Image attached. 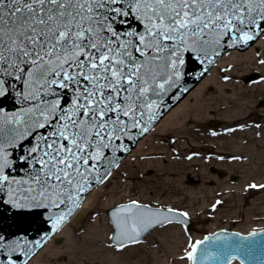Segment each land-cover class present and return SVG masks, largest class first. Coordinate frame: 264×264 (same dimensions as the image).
<instances>
[{
    "label": "snow or ice",
    "instance_id": "obj_1",
    "mask_svg": "<svg viewBox=\"0 0 264 264\" xmlns=\"http://www.w3.org/2000/svg\"><path fill=\"white\" fill-rule=\"evenodd\" d=\"M257 40H264V0H0V194L17 209L51 210L50 234L35 247L62 230L94 186L109 182L118 153L150 132L157 98L177 86L187 53L210 65L225 48ZM9 99L18 110L3 107ZM18 167L23 176L13 175ZM187 217L121 204L109 219V247L122 252ZM228 239L189 242L182 259L231 264L240 250L252 251L242 243L248 237ZM213 241H221L214 250ZM17 247L0 235V264H18Z\"/></svg>",
    "mask_w": 264,
    "mask_h": 264
},
{
    "label": "bare ground",
    "instance_id": "obj_2",
    "mask_svg": "<svg viewBox=\"0 0 264 264\" xmlns=\"http://www.w3.org/2000/svg\"><path fill=\"white\" fill-rule=\"evenodd\" d=\"M257 51L260 53L259 58H264V40H258L254 45L244 51L231 50L225 53L210 74L203 78L184 99L160 120L151 134L138 142L136 149L127 157L124 163L135 155H141L142 152H144L143 148L147 140L151 139L156 133H166L172 128H174L173 133H176V136L173 137L172 140V142H177L176 147L168 152H163L164 154L161 153V156H158L159 160L157 162H147L144 167L140 168L142 173L139 170H135L132 173L127 172V174L131 175V177L138 174L137 176L143 181H147L148 179L146 178L150 174H153L156 178L154 183H158L160 178L166 175H173L175 177L181 174L194 175L195 182H202L199 193L203 194L206 192L209 185H215V187H217L212 189L210 196H208V194L205 196L212 200L209 205V210H212V205H214L217 200H220L221 203L217 205V207L225 206L234 211V217L240 216L243 207V204L240 202L242 201L241 198H245V194L240 192V195L236 196L232 193L234 190H227V187H224V191H222L221 184L217 185L218 181H216L212 175L217 170L218 161L216 159H211V156L213 155L218 160L227 163L231 162V166H236L239 169L249 168L250 166L252 170L251 173L254 174L258 172L257 170L259 169L256 167L260 164H264V160H262L264 159V79H262L264 78V65L256 63L258 59L256 56ZM221 69L222 72H225L224 75H222V82H220L221 78L219 75ZM247 73H257L260 75V79L248 87L242 84H235L234 77L238 75H248ZM225 76L230 77V79H223ZM212 86H215L220 92V97L216 99L218 100L217 102L208 105L203 104V100L206 101V99H203L206 96L205 90L209 87L212 89ZM207 100L212 101V98ZM194 105H196V107H194ZM213 112H218L219 115L222 114L224 119L227 120L228 126L230 130L233 131V134H231L229 140L223 143L219 142L212 149H205L204 147L206 146L201 147L200 149L207 150V155L202 157L201 160L188 159L189 156L197 154L199 149H191L189 152L186 150L190 148L189 140L186 142L187 137L183 136L184 134H190L186 127L187 118H189L190 121H198V119L202 117L201 115H208ZM258 120H260V124L262 125L260 127H255ZM250 137L254 138V143H249L248 138ZM190 141L192 144L193 141ZM236 157H239V159H235ZM176 158L177 160L175 161L174 159ZM223 164L224 163L218 165L223 166ZM240 173H242V179L248 176V172L246 171H241ZM113 175L114 174H112V177ZM145 176L146 178H144ZM131 177L129 178L131 179ZM245 180L247 181V179ZM107 183L109 182H106L86 196L85 203L68 224L62 228V230L43 247L28 264H37L41 255L48 253L52 256V254L54 255L60 252V248L62 247L65 248V252L69 255L71 264L81 262V259H86L84 264H121V262L129 260L128 258L136 254L135 251H131L127 259H122V257H119L120 255L113 254L108 249L104 239V233L106 231H103L102 224L99 223L93 226L91 231L87 233L89 236L86 235V237L75 238L70 233V227L76 225L80 221L84 213H86V210L89 209L100 196L99 192L102 188L106 187ZM245 184L260 185L264 184V182L261 181L257 183L253 180H249ZM168 188H171L173 192H184L191 196L197 193V191H193L192 188L183 187V181L179 182V184H176L174 181L166 182L162 190L169 193ZM257 191L264 192V189H254V192ZM235 198H237L238 201H235ZM233 202L235 206L232 205ZM228 204L230 205L228 206ZM94 213L95 212H92V214ZM58 238L65 239L64 246L55 245V241ZM180 238L179 232H173L169 240L167 237L161 238L160 241L163 244L164 254L162 251L156 249V251L152 252L153 260L156 264L158 262V264L186 263V261L180 259L178 255L177 240Z\"/></svg>",
    "mask_w": 264,
    "mask_h": 264
},
{
    "label": "rangeland",
    "instance_id": "obj_3",
    "mask_svg": "<svg viewBox=\"0 0 264 264\" xmlns=\"http://www.w3.org/2000/svg\"><path fill=\"white\" fill-rule=\"evenodd\" d=\"M224 73L225 72H222L221 69L219 74L221 78L220 82H222V75H224ZM247 74L248 75H238L237 77H234L235 84H242L247 87L253 85L255 82L250 84L243 82V78L251 75L252 73ZM212 87V89L209 87L205 90L206 96L203 99H206V101L203 100V104L208 105L218 101L216 99L220 97V92L215 86ZM211 98L212 101L207 100ZM194 107H196V105H194ZM201 116L202 117L198 119V121H190L189 118H187L186 121V127L190 133L189 135H183L187 137L186 142L189 140L190 148L186 150L189 152L191 149H199L197 154L191 155V160H201L202 157L207 155V150H205L206 148L212 149L219 142H226L229 140L231 134H233V131L230 130L228 126L227 120L224 119L222 114L219 115L218 112H213L208 115L203 114ZM212 122H217L219 124V128L213 129L210 127L209 129H204L200 127V124L202 123L211 126ZM256 123L257 125L255 127H260L262 125L260 124V120ZM173 131L174 128L170 129L166 133H156L151 139L147 140V143L143 148L144 152H142L141 155H135L133 156L135 159L132 157L127 162H123L121 164V166L113 173L114 175L109 180V183L106 184V187L102 188L99 192L100 196L94 201L93 205L86 210V213H84L83 217L76 225L70 227V233L75 238L86 237L92 227L99 223L102 224L103 231H106L104 233V239L108 249L113 254L120 255L119 257H122V259H127L131 251L136 252V254L128 258L129 260L121 262V264H156L153 260L152 252L160 250L164 254L163 244L160 240L163 237H167L169 240V237L173 234V232H179L180 234L181 238L177 240V247L178 255L180 256V259H182L185 253L190 250L188 247L189 242L201 240L206 235L216 230L223 229L240 233H248L253 230L264 228V192H254V189L249 188L248 185L245 184L249 180H253L257 183L261 181L264 182V164L258 165L256 167L259 168L257 170L258 172L254 174L251 173L252 170L250 166L249 168L239 169L236 166H231V162L227 163L218 160L213 155H210L211 159H216L218 161V164L224 163L223 166L217 164V170L212 174L213 178L218 181L217 185L221 184L222 191H224V187H227V190H234L232 193L236 196H239L240 192L245 194V198H241L242 201L240 202L243 204L241 209L242 214L238 217H234V211L225 206L216 207L215 210H209V205L212 200L205 196L207 194L210 196L212 189L217 187H215V185H209L206 192L203 194L199 193L202 182H195L194 175L181 174L176 177L173 175H166L162 176L158 183H154L156 178L153 174H150L147 178L146 176L144 177L148 179L147 181L141 180L139 176H137L138 174L133 177L127 174V172L132 173L135 170H139L142 173L140 168L144 167L147 162H157L159 160L158 156H161V153L164 154L163 152L173 150L177 145V142H172L173 137L176 136V133H173ZM213 133H215V135H213ZM248 139L249 143H254L253 137ZM190 140L193 141L192 144ZM203 146H206L204 147L205 149H200ZM174 160L176 161L177 158ZM241 171L248 172V176L245 178L247 181L241 178ZM129 177H131V179ZM171 181L176 182V184L183 181V187L192 188L193 191H197V193L194 196H191L184 192H173L171 188H168L169 193L163 191L162 189H164L166 182ZM132 200L139 201L142 204H147L155 208H175L179 211L187 212L188 216H190L193 221L198 222V226L195 231H191L184 229L180 225H167L163 228L155 230L144 240L142 244L131 246L122 252H117L109 247L108 237L111 235L112 229L106 216V210L123 203L131 202ZM235 201H238V199L235 198ZM230 204H228V206ZM232 205L235 206V203L233 202ZM92 212L95 213L92 214ZM87 236H89V234ZM62 240L63 243L59 246H64L65 239ZM85 261L86 259H81V262L76 264H84ZM188 263L189 261H186L185 264ZM37 264H71V261L69 255L65 252V248L62 247L60 248V252H57L54 255L52 254V256L48 253L41 255Z\"/></svg>",
    "mask_w": 264,
    "mask_h": 264
},
{
    "label": "water",
    "instance_id": "obj_4",
    "mask_svg": "<svg viewBox=\"0 0 264 264\" xmlns=\"http://www.w3.org/2000/svg\"><path fill=\"white\" fill-rule=\"evenodd\" d=\"M254 43H252L251 46ZM248 48L249 46H237L234 48H225L224 50L221 51V55L215 58V63L210 65L207 64V61L201 63V61L197 59L195 53H187L185 55V64L182 69V76L181 79L178 81L177 86L170 89L169 92L164 94L162 97L157 98L158 100H160V104L157 109V119L153 122V127L151 128L150 132L173 107H175L182 99H184L187 96V94L196 85H198V83L210 72V70L215 66V64L220 60V58L225 53L235 49L238 51H244ZM202 72L203 75L201 76L200 74ZM255 79L256 76H251L245 78L244 81L248 83L254 81ZM20 106L21 105L15 103L12 99H9L3 105V107L9 113L18 110ZM216 125L217 124L215 123L214 127H216ZM149 133H146L144 136L138 138V141L135 143L129 142V145L132 149L131 152L135 149L137 143ZM130 153H118V155L121 157L119 164ZM115 169L116 168H114L113 170ZM13 175L23 176L24 170L18 167L17 171L14 172ZM98 186L100 185L94 186L91 192ZM88 194H86V196ZM7 200L8 197L6 194H0V235H2L5 238V240L9 245H13V246L19 245L15 253V258H17L18 260V264H28V262L44 247L43 246L42 248H36L35 247L36 242L43 241V238L50 234L51 220L48 219V216L51 210L44 211V210H35V209H27V208L17 209L12 204L7 203ZM114 209L115 208L107 211L109 219L111 216V212ZM77 210L73 212L71 217H69L68 221L77 212ZM183 225L190 229L195 228V223L192 222L188 217L186 220V224ZM151 231L152 230H150V232ZM149 233H145L142 239L146 237ZM257 233L258 235L255 237H252L250 235L244 236L239 233L227 232V231H218L215 234H223L225 236H228L229 239L228 241H226V243L229 244H231L234 241L239 242L241 237H248V239L242 241V243L243 245L246 246L250 245L252 251L249 252L248 248L245 247L244 249L239 251L238 258L234 260H238L240 262V260L243 259L244 264H264V230L258 231ZM213 235L209 237H212ZM60 243L61 240L56 242V244H60ZM220 243L221 241H213L210 245H207V247L214 250L215 246ZM201 247L203 248L205 246H201ZM29 249H31V251H29ZM25 253H27V255H25ZM232 254L236 255L237 253L233 252ZM234 260H232L231 263ZM205 264H214V262L206 261Z\"/></svg>",
    "mask_w": 264,
    "mask_h": 264
}]
</instances>
